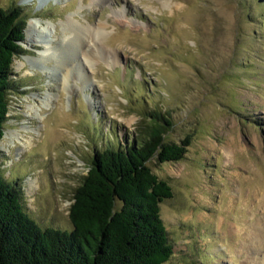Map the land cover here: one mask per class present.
Masks as SVG:
<instances>
[{"label":"rangeland","instance_id":"1","mask_svg":"<svg viewBox=\"0 0 264 264\" xmlns=\"http://www.w3.org/2000/svg\"><path fill=\"white\" fill-rule=\"evenodd\" d=\"M15 5L27 18L0 168L28 213L71 228L94 151L160 111L166 140L190 137L183 159L149 163L172 189L164 264H264V0H0ZM32 17L55 25L51 48L29 41Z\"/></svg>","mask_w":264,"mask_h":264},{"label":"trees","instance_id":"2","mask_svg":"<svg viewBox=\"0 0 264 264\" xmlns=\"http://www.w3.org/2000/svg\"><path fill=\"white\" fill-rule=\"evenodd\" d=\"M22 7L0 6V141L10 94L18 81L12 63L23 52L26 18ZM160 111L124 143L97 148L75 188L68 210L70 227L41 223L25 207L16 181L0 168V264H164L173 243L160 216L172 189L149 163L183 159L190 137L165 139L169 119ZM1 156V151H0ZM39 222H37V221ZM70 228V229H69Z\"/></svg>","mask_w":264,"mask_h":264},{"label":"bare ground","instance_id":"3","mask_svg":"<svg viewBox=\"0 0 264 264\" xmlns=\"http://www.w3.org/2000/svg\"><path fill=\"white\" fill-rule=\"evenodd\" d=\"M26 29H27V34L29 36V41H34L36 43H42L48 49L51 48L50 42H52L51 40L53 39L52 32L55 30V25L52 22L42 21L40 18L32 17V18H30ZM83 34H85V32ZM78 37H79V40L80 39L82 40V38L80 36H78ZM74 39L77 40V38H74ZM64 40H66V38ZM77 45H79V44H77ZM48 52L49 51H46V50H44L43 53L39 52L40 55L38 58L35 57L34 62L46 61L48 59V56H49ZM57 62H58L56 64L57 67H60L63 63V61H60V59H58ZM51 97L52 96L45 97V102H44L45 105H48V103L51 102ZM39 117L41 118L42 116H39ZM15 135L22 144H26L27 142H30V139H26L23 136V134L20 132H17ZM224 152H225L226 156H229V155H231L232 150L229 147H225Z\"/></svg>","mask_w":264,"mask_h":264}]
</instances>
